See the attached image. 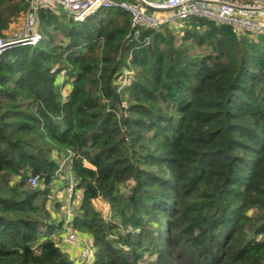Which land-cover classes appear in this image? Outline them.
I'll return each mask as SVG.
<instances>
[{"label":"trees","instance_id":"1","mask_svg":"<svg viewBox=\"0 0 264 264\" xmlns=\"http://www.w3.org/2000/svg\"><path fill=\"white\" fill-rule=\"evenodd\" d=\"M29 3L0 0V34ZM39 18L38 43L0 53V264H74L51 189L67 164L93 264H264V35Z\"/></svg>","mask_w":264,"mask_h":264},{"label":"built area","instance_id":"2","mask_svg":"<svg viewBox=\"0 0 264 264\" xmlns=\"http://www.w3.org/2000/svg\"><path fill=\"white\" fill-rule=\"evenodd\" d=\"M54 1L71 10V16L76 21H84L102 9L124 10L131 16V25L136 34H139L140 27L157 28L164 24H177L191 17H201L232 27L239 37L264 35V0H30L20 33L12 40L0 38V53L15 46L38 43L41 39L38 31L39 12L45 8L56 9ZM132 80V71L124 70L119 80L120 89ZM28 182L30 186L37 187L40 184V176L32 175ZM75 185V182H68L61 190L67 210L61 244L73 245L78 242L72 223L73 205L82 201L83 194L75 192ZM86 256L88 257V254ZM90 263L92 264V261Z\"/></svg>","mask_w":264,"mask_h":264},{"label":"rangeland","instance_id":"3","mask_svg":"<svg viewBox=\"0 0 264 264\" xmlns=\"http://www.w3.org/2000/svg\"><path fill=\"white\" fill-rule=\"evenodd\" d=\"M128 1H135V0H128ZM58 10V9H57ZM68 16L70 14L66 13ZM24 19H25V12L22 13L17 19H14L12 23H10L9 28L4 31L3 34H0V38L5 39V40H12L15 35L19 34L21 31V28L24 24ZM176 27L180 26V22L177 24H173ZM39 26H40V18L38 20V31H39ZM27 45V44H23ZM32 45V44H28ZM132 71L128 68L125 69V72ZM133 73V71H132ZM68 165V164H67ZM63 165V171L58 173V178L55 181V183L52 186V193H53V198L60 199L63 201V207L59 210V215L60 216H65L67 213V210L65 208V203L63 198L61 197V190L67 186L68 182H71L74 184V178L73 174L69 171V166ZM68 179V180H67ZM71 184H68V186ZM38 186H43L42 183H40ZM37 186V187H38ZM54 201V199H53ZM53 201L51 205L53 206ZM78 203V202H77ZM79 204V203H78ZM78 204L73 205V209H75V206ZM94 205L96 209L100 210V213L103 218H106L109 221L115 220L114 218V211L110 205V203L105 200V199H99L94 201ZM66 213V214H65ZM74 213V211H73ZM118 220V219H116ZM119 224V223H118ZM120 225V224H119ZM77 237H78V242L76 244H66L63 245L65 248L66 253L70 256L72 260H74V264H84V263H90L92 261V264L94 263V249L92 247V240L88 239V236H86L84 233L80 232L77 230ZM88 254V257L86 256ZM149 261L154 259L149 257ZM91 264V263H90ZM140 264H147L142 261H140Z\"/></svg>","mask_w":264,"mask_h":264},{"label":"water","instance_id":"4","mask_svg":"<svg viewBox=\"0 0 264 264\" xmlns=\"http://www.w3.org/2000/svg\"><path fill=\"white\" fill-rule=\"evenodd\" d=\"M53 3H54V5H55L56 9L62 10V11H64V12H66V13L72 15V11H71V10H69V9H67V8H65V7H63L62 5H60V4H59L58 2H56V1H54Z\"/></svg>","mask_w":264,"mask_h":264}]
</instances>
